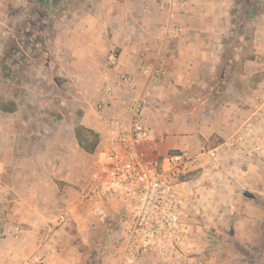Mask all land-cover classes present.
I'll list each match as a JSON object with an SVG mask.
<instances>
[{
	"label": "rangeland",
	"instance_id": "rangeland-1",
	"mask_svg": "<svg viewBox=\"0 0 264 264\" xmlns=\"http://www.w3.org/2000/svg\"><path fill=\"white\" fill-rule=\"evenodd\" d=\"M243 2L232 0L215 76L204 88L192 86L206 89L200 95L225 86L228 69L236 67L229 60L242 51L245 57L256 53L254 22L264 0H251L248 10ZM137 11L134 0H0V105H14L12 112L0 109V264H99L103 253L121 244L129 208L107 201L102 223L82 200L95 153L78 145L74 129L90 128L96 118L110 51L120 54L128 44L134 54V26L143 21L142 15L134 19ZM190 97L192 103L198 95H177ZM201 161L185 179L195 184L207 166ZM203 177L212 185L207 172ZM204 195L214 203L207 189ZM207 208L205 217L215 213ZM220 225L231 231L228 222ZM204 230L206 247L220 244L213 240L219 237L215 228ZM4 250L14 254L1 255Z\"/></svg>",
	"mask_w": 264,
	"mask_h": 264
},
{
	"label": "crops",
	"instance_id": "crops-1",
	"mask_svg": "<svg viewBox=\"0 0 264 264\" xmlns=\"http://www.w3.org/2000/svg\"><path fill=\"white\" fill-rule=\"evenodd\" d=\"M148 2L134 0L138 10L134 19L142 15L143 20L134 26V54H129L128 44H123L127 51L122 50L118 56L120 69L134 73L140 64H154L159 55L165 58V76L154 87L156 104L149 111L156 137L149 153L188 151L195 161L188 166L187 174L202 165L201 159L207 163L196 185L186 179L189 217L181 254L158 264H185L189 255H197L201 264H264V67L255 61L256 55L264 54V11L254 22V56L245 57L246 52H240L234 61L229 60L236 67L228 69L225 86L200 95L206 89L192 86L204 88L217 72L232 0H191L180 12L162 9L160 0ZM172 25L180 31L170 39ZM145 43L151 45L153 52L141 58L139 52ZM142 83L143 78L136 75L134 90L140 89ZM187 88L189 91L182 90ZM184 93L198 97L192 103L189 102L193 97L177 99V95ZM167 113L173 115L172 119L165 118ZM88 127L95 129L99 138L104 133L97 115ZM236 132L243 133L245 139L231 148L227 142ZM208 149L215 150V159L208 156ZM206 172L212 185L201 179ZM206 189L213 204L204 195ZM210 205L215 213L205 217ZM229 212L232 215L228 216ZM227 222L230 232L220 225ZM206 226L215 228L219 236L216 239L220 244L215 248L206 247ZM120 250L121 244L118 249H109L102 254L99 264H125ZM10 252L4 250L1 255L12 256L14 252ZM151 260L150 256L143 257L134 264H151Z\"/></svg>",
	"mask_w": 264,
	"mask_h": 264
},
{
	"label": "built area",
	"instance_id": "built-area-1",
	"mask_svg": "<svg viewBox=\"0 0 264 264\" xmlns=\"http://www.w3.org/2000/svg\"><path fill=\"white\" fill-rule=\"evenodd\" d=\"M191 0H160L162 9L183 11ZM172 25L170 39L179 34ZM149 43L139 52L141 58L152 53ZM264 67V54L255 56ZM109 76L105 77L95 105V114L104 126L98 147L85 181L81 198L104 223V204L114 200L129 208L130 221L121 242V259L125 264L143 257H152L151 264L172 260L181 254L186 236L188 183L184 178L188 166L195 161L186 150L153 155L149 149L155 141V129L150 108L156 104L155 85L165 76V58L154 64H140L134 71H123L115 50L107 56ZM136 75L143 78L142 87L134 90ZM243 133H234L228 146L244 141ZM216 158L214 149L206 151ZM63 220V217L61 218ZM185 264H201L197 255L186 256Z\"/></svg>",
	"mask_w": 264,
	"mask_h": 264
},
{
	"label": "trees",
	"instance_id": "trees-1",
	"mask_svg": "<svg viewBox=\"0 0 264 264\" xmlns=\"http://www.w3.org/2000/svg\"><path fill=\"white\" fill-rule=\"evenodd\" d=\"M252 5L253 4H251V0H244L243 2V7L245 10H248L249 7ZM257 13L258 12L253 13V15H256ZM0 109L6 112H12L14 111V105L11 106V105L2 103L0 105ZM74 135H75L78 145L84 151H86L87 153H93L96 150L98 143H99V133L98 132H95L93 129L87 128L84 126H76L74 129ZM173 152H176V150L169 151V153H173ZM213 238H214L213 240L215 241L217 240L216 237H213Z\"/></svg>",
	"mask_w": 264,
	"mask_h": 264
}]
</instances>
